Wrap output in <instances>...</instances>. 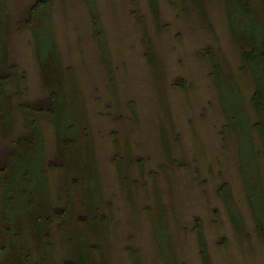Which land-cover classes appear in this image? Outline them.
I'll list each match as a JSON object with an SVG mask.
<instances>
[{"label": "rangeland", "instance_id": "1", "mask_svg": "<svg viewBox=\"0 0 264 264\" xmlns=\"http://www.w3.org/2000/svg\"><path fill=\"white\" fill-rule=\"evenodd\" d=\"M36 1L0 0V161L3 152L17 153V137L31 134L21 105L42 111L45 192L53 221L45 225L51 238L43 237L34 249L35 264H72L67 240L95 213L92 225L103 222L104 229L81 241H88L96 259L82 260L86 264H139L136 255L141 264H205L195 228L209 264H264V235L246 199L235 138L225 134L227 120L212 79L214 54L240 87L251 122L257 121L250 102L254 84L240 69L224 0H204V14L194 0H157L158 19L148 0H95L104 31L99 36L87 0H45L62 67L59 77L51 58L45 84L62 94L66 122L77 125L66 137L81 144L76 154L56 138L55 116L45 115L53 101L42 87L44 60L38 63L32 32L23 23ZM251 1L264 19V0ZM2 113L11 120L6 134ZM59 124L58 132H65L67 125ZM252 134L264 188V154L258 134ZM92 169L95 210L82 193ZM224 182L239 209L240 227L221 194ZM63 192L71 193L74 204L64 230L53 213L71 203ZM15 204L8 203L9 210ZM3 206L0 185V215ZM27 213H20L24 227ZM3 236L8 246L9 235Z\"/></svg>", "mask_w": 264, "mask_h": 264}, {"label": "trees", "instance_id": "2", "mask_svg": "<svg viewBox=\"0 0 264 264\" xmlns=\"http://www.w3.org/2000/svg\"><path fill=\"white\" fill-rule=\"evenodd\" d=\"M148 1L153 16L158 19L159 6L157 0ZM194 1L204 14V0ZM87 5L92 19V27L97 33V36L100 34L104 35V31L100 26L95 0H87ZM224 5L231 35L239 49L242 62L240 69L251 75L254 84L250 102L256 114L257 121L254 123L251 122L240 87L232 77H227L224 74L220 68V62L214 54H211V65L213 68L212 79L217 86L220 104L227 120L225 134L227 132H232L235 138L238 168L245 196L256 221V229L264 235V188L258 158L260 152L256 149L252 134L253 131L258 134L262 153L264 154V19L251 0H224ZM46 8L47 3L45 0L36 1L31 9L28 10L23 23L25 26H28L32 32L38 63L39 59L44 60L42 87L44 90H48L49 97L53 101L51 110L49 109L50 111L48 110L47 113L45 112V115L47 116L51 113L55 116L53 122L55 123L54 132L56 133V138H58L62 147L65 146L66 148H70L69 151H74L75 153V151L81 149V144L77 141L75 136L72 139L69 138L70 140H67L66 137H68L67 135L70 136V134H73L72 129H76L75 127H77V125L70 121L66 122L65 117H67V113L66 111L65 113L61 111L62 108L65 109V107L59 100L62 94L54 88V85L49 87L50 85L45 84V81L52 75L51 67H49L48 64L51 58H53L57 64L55 69L59 77L61 75L59 71H62L58 59V51L51 20ZM58 82L61 83V81ZM3 98V93H0V99ZM20 108L24 114V126L32 131V136L28 139L17 138V153L9 158L8 162H6V166L2 172H0V185L4 205L7 206L8 203L14 202L18 203L14 205L15 209L12 210L13 216H8V218L3 219L4 227L1 226L2 231L7 233L9 238L6 241L8 246H6V244L1 241L5 236L1 237L0 235V248L4 250L7 247L11 252L15 249L14 244H19L18 247H21L22 244L20 242H24L26 246V234L24 235L23 232L18 233L17 226L15 225V222L21 219L20 213L22 211L27 210L29 214H32L30 216H35L33 225L36 231L35 239L38 244H42V238L47 236L43 231L48 230L45 225L48 224V220L51 218L47 212V206L50 204L51 200L48 198V191L45 192L46 185L44 177H46V175L43 162L45 155L43 152L42 129L39 123V116L42 111H40L41 109L39 108H28L23 105H21ZM2 115L3 120L7 122L3 123V125L9 126L2 131L3 134H6L8 129L10 130L11 128V125H9L11 120L9 121V116H7V114L2 113ZM60 122L67 125L63 133L58 132L61 126L59 124ZM93 166L94 164L92 167ZM80 174L86 175L81 170V163ZM96 180V171L92 169V176L89 178L88 182H86L88 185L83 187L82 191V193H84V198H86L89 203H87V205L91 210H95L97 206L98 190L96 189ZM79 181L82 182L84 179L81 178ZM220 191L224 196L226 207L230 211L232 221L240 227V212L229 185L224 182ZM64 197H67V200H70L73 204L70 192L64 193ZM71 203H66L69 208L70 205H72ZM80 204L85 207V203L80 202ZM69 210L72 211L71 209ZM94 215L96 216V213ZM94 215L92 219L89 220L91 223H87L85 229H79L73 239L67 240L69 244L68 255L69 252L71 254H76L71 257L72 264H86L82 260L86 262L89 260L91 262L96 261L95 257L92 255L94 250L88 245L90 234H93L90 233L91 229L89 227L98 221ZM57 216L59 219L63 220V223L69 219L65 215ZM93 227L95 230L99 229L97 224L93 225ZM195 231L198 236L202 259L205 264H209L201 230L200 228H195ZM86 239H88L86 245L81 243V241H85ZM88 256H90V258ZM136 258L139 264H141L137 255ZM0 259L5 260L2 258V255ZM9 262L12 261L9 260Z\"/></svg>", "mask_w": 264, "mask_h": 264}, {"label": "flooded vegetation", "instance_id": "3", "mask_svg": "<svg viewBox=\"0 0 264 264\" xmlns=\"http://www.w3.org/2000/svg\"><path fill=\"white\" fill-rule=\"evenodd\" d=\"M30 136L29 137H24V136H22V137H17V138H26V139H28V138H30L31 136H32V131L30 130ZM12 153V151H10V152H3V154H2V157H1V159H3V160H1L0 162H1V166H0V172H2V170L4 169V166H3V164L6 162V160L7 159H9L10 157H9V155ZM58 156V155H57ZM9 157V158H8ZM6 164V163H5ZM49 164H51V162H49ZM1 174V173H0ZM61 195V194H60ZM4 207V209H1L2 210V214L0 215V218H2V220H1V222L4 224V220L3 219H6V218H8V216H13V214H12V210H9V208H8V206H3ZM48 210L50 211V209H52V207H53V204H49L48 206ZM69 207L68 206H64L63 207V209L61 208V210L58 212V213H55V212H57V211H54L53 213H54V215L55 216H57V215H65L66 217H68L69 219L68 220H66L64 223H63V220L62 219H60V221H59V224H58V226H59V229H63L64 230V228L65 227H70V220H71V218L73 217V211H74V204H72V205H70V208L69 209H71L72 211H70L69 209H68ZM89 208V207H88ZM67 209V210H66ZM66 210V211H65ZM30 215H32V214H29V213H27L26 214V216H27V219H29V222H27L28 223V225H26L25 224V227L22 225V222L23 221H25L24 220V214H21L20 216L22 217V219H20L19 221H17V222H15V225L17 226V231H18V233H21V232H23V233H25L26 234V246L24 245V242H20L21 244H22V246H21V244H20V246L21 247H18V245L19 244H17V245H15L14 244V247H15V249H14V251L13 252H11L10 250H9V248H5L4 250H7L8 252L6 253V254H3L2 255V258H4L5 260H7V261H12L13 262V264H22L23 262L24 263H27V264H35V255H33L35 252H34V249H36V248H40V246H41V244L39 243H37L36 242V239H35V233H36V231H35V229L33 228L34 227V225H33V219L31 218V216ZM50 217V216H49ZM58 217V216H57ZM59 218V217H58ZM30 219H32V220H30ZM85 220H88V223H91L89 220V218L87 217V218H85L84 219V221ZM52 221H53V219H51V218H49V220H48V224H51L52 223ZM47 224V225H48ZM97 225H98V227H99V229L98 230H95L94 229V227H93V225H90V229H91V231H90V233H94V232H98L99 230H103L104 229V226H102V224H103V222L100 224V223H96ZM2 227L0 226V235H1V237H2V235H3V231H2V229H1ZM23 228V229H22ZM22 229V230H21ZM62 230V231H63ZM79 230V229H78ZM43 233H45L47 236L46 237H50V233H48V230H46V231H43ZM71 233H73L72 231H71ZM90 235H92V234H90ZM45 237V238H46ZM51 238V237H50ZM32 244V245H31ZM1 250H3V248H0V251ZM27 250V251H26ZM69 255H76V254H71L70 252H69ZM1 256V255H0ZM8 258H12V259H8ZM69 258V260H71V262H72V259L70 258V257H68ZM3 260V259H2ZM45 260V258H41V263L43 262Z\"/></svg>", "mask_w": 264, "mask_h": 264}]
</instances>
